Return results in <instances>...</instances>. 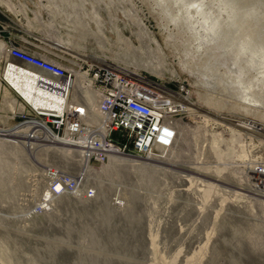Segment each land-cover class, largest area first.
Returning <instances> with one entry per match:
<instances>
[{
  "label": "rangeland",
  "instance_id": "rangeland-1",
  "mask_svg": "<svg viewBox=\"0 0 264 264\" xmlns=\"http://www.w3.org/2000/svg\"><path fill=\"white\" fill-rule=\"evenodd\" d=\"M76 10L83 28L60 36L70 47L184 85L205 115L264 126V0H77ZM203 15L224 21L218 38ZM13 95L0 87V130L21 119ZM203 114L183 117L162 157L101 166L96 199L66 197L40 215L34 180L70 147L53 155L0 135V264H264V192L250 172L264 136Z\"/></svg>",
  "mask_w": 264,
  "mask_h": 264
},
{
  "label": "built area",
  "instance_id": "built-area-1",
  "mask_svg": "<svg viewBox=\"0 0 264 264\" xmlns=\"http://www.w3.org/2000/svg\"><path fill=\"white\" fill-rule=\"evenodd\" d=\"M52 2L55 3L47 5V15L57 19L59 39L62 31L77 33L83 28L82 16L76 10L77 0ZM33 47L34 43L26 41L1 50V71L28 77L34 86L43 89L47 102L46 106L33 105L5 74L1 77L3 86L24 104L23 110L13 114L14 118H21L15 127L23 126L26 130L9 141L28 149L46 143L47 152L52 147H70L66 159L47 162L34 180L36 199L30 205L34 214L51 213L56 203L66 197L96 199V170L109 163L113 153L146 158L157 147L175 146L179 122L187 114L183 96L188 89L184 85L171 88L170 93L148 84L140 76L104 63L75 58L74 64L60 54L61 44L47 52ZM27 69L38 74L32 76ZM77 72L94 91V101L76 88ZM257 167L260 178L255 183L264 192V163ZM113 204L122 206V199L115 197Z\"/></svg>",
  "mask_w": 264,
  "mask_h": 264
},
{
  "label": "bare ground",
  "instance_id": "bare-ground-1",
  "mask_svg": "<svg viewBox=\"0 0 264 264\" xmlns=\"http://www.w3.org/2000/svg\"><path fill=\"white\" fill-rule=\"evenodd\" d=\"M248 14H249V16H248L247 19H251V18H253L255 16V15H253L251 13H248ZM203 18L205 19V22L208 24V27H206L207 33L210 35L211 32H212L218 38L220 36V33L223 31V29H222L223 26H225L224 21H221V17L215 18L214 19L215 21H213V19H210V17L208 15H203ZM240 19H241V17H240ZM234 21L235 20L232 19L230 22H227V26H230ZM239 23H241V22H239ZM227 31H228V29H227ZM61 44L63 45L62 50L67 52V53H69V54H71L73 57L83 58V59L87 58V59L95 61V62H100V63L107 64V65L112 66L114 68L115 67L119 68V69L124 70V71H126V72H128L130 74L135 75V76H138V77L140 76V78L142 80H144L145 82H147L148 84H150V85H152V86H154L156 88H160L162 90L169 91L170 93L173 92L172 91L173 89H171L170 87L166 86L165 84H161V83L153 80L151 77L144 76V75L138 73V71H135L136 69L133 70V69H130L129 67H126V65L125 66H121V65H119V64H117L115 62H109L108 60H106V58H104L102 56L95 55V54H89V53H87L84 50L77 51L74 48L70 47L69 45L64 44L63 42H61ZM70 60L74 64L77 62V60L74 59V58H70ZM27 73L32 75V76H35V75L38 74V73H36L34 71H31L30 69H27ZM4 74H5V78L8 79V81H10L12 86H14L16 89H18L24 95L26 100H29L33 105H35L37 107L38 106H46L47 105V102L44 99V91H43V89L37 88L36 86H34L32 81H30L28 79V77L24 76V78H23V76L21 74H14V73L12 74V73H9V72L8 73H3L2 72V77L3 78H4ZM262 74L264 75V67H263V70H262ZM2 85L3 84L0 82V87ZM75 86H76V88L78 90L80 89L84 94H86L87 97L90 100L94 101L96 99V95H95L94 91L90 90L87 87L86 80L84 79V77H82L80 72H77V78H76V81H75ZM259 90L261 91L262 88H260ZM35 92L38 95H36ZM187 94H188V91H187ZM187 94H185L183 96V100L186 102L187 113H189V114L192 113L193 115L195 113L196 114H203L201 112L204 111V110L201 107H199L198 105H196V102L193 101L192 98L189 95H187ZM11 102H13V101H11ZM258 103H259V99H257V97L250 98V100H249V104H251V105H257ZM13 105H14V103H13ZM19 109L20 110L24 109L23 102L19 103ZM203 115H205V114H203ZM205 116L209 120L213 119V120H215V121H217V122H219V123H221L223 125H226L227 127H229L233 131L237 130L239 132L242 131V132H246L248 134H252L251 132H257V133H259V134L264 136V131H263L264 130V126H259L253 120H239V119L236 120V119H233V118L225 117V116H223L220 113H209V112H207V114ZM25 130H26V127H23V126H18V127L9 128V129H1L0 130V135L6 136V138H8V139H13L14 136H21L22 132H24ZM259 130H261L262 132H260ZM178 133H179V130H178ZM46 137H47V135H46ZM66 150H67L66 148L62 149V148L52 147L51 148V153L53 155H57L59 151L66 152ZM167 150L168 149L157 147L146 158L162 157L164 152H166ZM155 151H158V153H154ZM140 159L141 158H139V157L129 156V155H125V154L117 152V153H113V155L111 156L110 161L112 160V162H114V164L125 165V164L137 163V162H139ZM70 162H72V161H70ZM250 172L252 174L251 177L253 179L256 180L257 178H260V176L258 174V172H259L258 167H256V166L255 167H250Z\"/></svg>",
  "mask_w": 264,
  "mask_h": 264
},
{
  "label": "crops",
  "instance_id": "crops-1",
  "mask_svg": "<svg viewBox=\"0 0 264 264\" xmlns=\"http://www.w3.org/2000/svg\"><path fill=\"white\" fill-rule=\"evenodd\" d=\"M52 3L55 2L0 0V53L5 46L23 45L26 41L34 43L33 49L38 51L57 48L63 41L56 35L57 19L47 15V5Z\"/></svg>",
  "mask_w": 264,
  "mask_h": 264
}]
</instances>
